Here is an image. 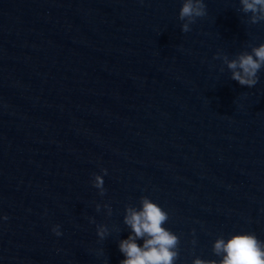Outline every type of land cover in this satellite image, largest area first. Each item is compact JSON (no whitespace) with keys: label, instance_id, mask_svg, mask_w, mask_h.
<instances>
[{"label":"water","instance_id":"1","mask_svg":"<svg viewBox=\"0 0 264 264\" xmlns=\"http://www.w3.org/2000/svg\"><path fill=\"white\" fill-rule=\"evenodd\" d=\"M182 2L0 0V264H120L143 198L173 264L218 262L236 231L264 241V64L251 86L227 66L264 17Z\"/></svg>","mask_w":264,"mask_h":264},{"label":"clouds","instance_id":"2","mask_svg":"<svg viewBox=\"0 0 264 264\" xmlns=\"http://www.w3.org/2000/svg\"><path fill=\"white\" fill-rule=\"evenodd\" d=\"M245 11L260 14L264 17V0H241ZM202 14V0H183L178 15L180 18L199 16ZM256 16H253L255 19ZM187 24L181 25L187 30ZM264 64V43L255 46L251 52L240 54L236 59L229 60L227 66L232 70L231 76L240 84L253 85L256 73ZM96 185L102 184V177H95ZM6 216L0 214V220ZM167 213L154 201L143 198L141 207L129 209L124 217L125 223L132 230L127 238L122 239L118 247L124 254L120 264H173L176 256L175 246L177 236L163 222ZM59 236L61 233L55 231ZM143 237L142 243L137 244L135 238ZM213 250L220 255V260L202 261L199 258L194 264H264V241L259 240L253 232L236 231L227 238L218 237L213 241Z\"/></svg>","mask_w":264,"mask_h":264}]
</instances>
